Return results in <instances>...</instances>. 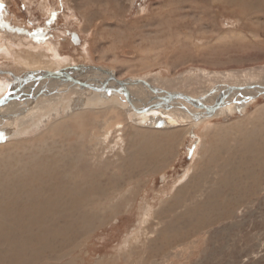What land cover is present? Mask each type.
Segmentation results:
<instances>
[{
  "label": "rangeland",
  "instance_id": "374dc122",
  "mask_svg": "<svg viewBox=\"0 0 264 264\" xmlns=\"http://www.w3.org/2000/svg\"><path fill=\"white\" fill-rule=\"evenodd\" d=\"M2 13L51 32L30 36L0 26V40H8L4 50L15 56L11 45L45 48L48 55L41 61L52 60L55 67L61 62L97 66L117 78L156 79L165 87L180 85L185 75L189 82L209 79L207 86L227 87L222 81L264 67V0H0ZM124 48L130 58L120 56ZM14 58L0 59V95L8 82L19 83L16 75L27 72L28 64L7 65ZM21 104L17 107L27 102ZM246 104L230 105L186 133L158 167L141 166L149 161L143 155L138 162L141 132L184 128L180 123L173 129L165 121L156 125L141 122L138 114L132 120L124 116L126 128L131 124V132H139L130 146L128 136L116 130L98 144L88 135L66 132L79 152L76 167L67 172L88 182L74 183L64 180L61 170L54 172L50 154L63 149L52 134L43 137L55 121L84 107H72L50 124L42 121L32 135L7 137L0 142V264H264V93ZM79 125V132L86 130ZM130 164L140 172L127 171ZM118 177L125 179L117 186ZM100 180L108 181L103 190L109 194L95 204L80 189L85 184L92 189L89 183ZM83 209L90 210L88 220L78 222Z\"/></svg>",
  "mask_w": 264,
  "mask_h": 264
},
{
  "label": "bare ground",
  "instance_id": "6f19581e",
  "mask_svg": "<svg viewBox=\"0 0 264 264\" xmlns=\"http://www.w3.org/2000/svg\"><path fill=\"white\" fill-rule=\"evenodd\" d=\"M5 9L6 11H8L7 8ZM0 26L9 27L8 29L14 30L13 31L14 33H28L30 36L33 35V36L45 37L51 33L49 28L46 26H43L40 29L34 30L31 24H27V23L22 24L21 22H17L15 21V18L8 16L6 13L0 16ZM71 34L74 37V41L78 43L80 39L79 36L77 34L74 35L73 32ZM7 41L0 40V44L2 45V42H7ZM11 46L13 49L14 48L16 49L17 55L10 56L8 52L4 50L5 46L2 45V47H0V59H3V58L6 59V56L10 58L12 57V59L14 57H19V59L14 58V60H12L14 64L10 62L7 65L12 66L14 68L16 65V69H20L21 66L24 67L25 64H28V66H25L27 69V72L23 73L21 76L16 75V77H14L18 79L19 83H13L15 82L14 80L12 82L13 83L12 85L9 82L8 84L6 83L7 85L5 87L7 88H5L1 92L2 95H0L1 97L0 98V142L5 141L7 137H9L10 139L13 138L17 140L18 138H21L25 135L26 136L32 135L33 133L32 131L35 130V128L42 121L47 125V123L50 124L53 118L57 117L58 115L62 116V114H64L68 110H69L68 112H70V110H72L73 112V109L75 107H78V106L84 107L85 109L76 108V109H81V110H79L78 112H74L72 114H70L71 113L70 112L69 113L70 115L68 116V118L66 117L64 120L60 122L55 121V123L57 124L53 125L52 128L50 127L51 129L49 128L51 132L47 134L44 133L45 135L43 136L46 138V140H48V138L52 134V136L55 138V141L57 142V146L60 143L61 144L60 149L61 148L63 149V152L54 151L50 154V156L52 155L50 157V160H51L50 162L52 164L50 165L57 166L56 170L53 169L54 172L57 171V169L61 170L63 175L61 176L62 174L61 173L60 176L64 180H68V181L71 180L74 183H78L79 181L88 182V180L87 178H82L77 175H74L73 172L68 173L69 168L76 167L73 165V163H74V160H77L79 158V155H77L79 152L75 150L74 146L71 144V141L70 142L68 141L69 135L75 134L76 136L79 135L82 138L83 136L88 135L89 141L98 144L100 143L99 141H97L98 139L102 140L103 138L106 137L108 133H113V130H116L115 132L124 133V135L128 136L127 139L131 141V142L129 141V143L131 144L129 143L127 144L130 146L132 145V142L135 141L136 138L139 139L138 137L139 132L138 131L136 133L131 132L133 131L132 129L133 127L131 126V124H127V128H128L127 130L125 120L123 119L124 116H127V118L129 117V120H132V116H137L138 114L142 120L141 122L143 121L148 122V123L155 122L156 125L162 123L163 121H165L166 123H172L173 124L172 127L180 123V125L184 126V128H181L178 130H169L170 127L167 126L165 128L166 132H160V131L150 132V133L141 132L142 141L140 145L138 146L136 145L137 148L135 150V152L137 153L136 157L138 158V162L141 159V155H143V160L147 159L149 161L146 160L147 163H143L141 166H147L148 168L150 164L152 163L153 165H155V167H158V165L163 164L164 162L163 160L165 158H169L170 156L173 155L174 153L173 149L176 145L175 142L181 140V138H183L186 133H191L192 129H195V127H197L202 122L209 119L210 117L213 118L215 116H219V114L228 110L227 108L229 107L231 108L230 105L238 104L239 108L245 107L246 105H248L246 104L247 101H252V99L257 98L258 95L264 93V67L255 68L254 70H251L250 72H247L244 74L240 73L241 75L238 73L239 78L238 79L236 78L235 81L233 80L222 81L223 82L222 86L228 85L227 87H217V84L212 85V86H207V81H209V79L208 80L206 79V81L204 82H199L198 80L192 79V82H189V78H190L189 75L184 76V81L183 80L179 81L180 85H175L173 87H165L164 83L159 82L156 79L152 81H148L147 79H144V78L141 79L138 77H129V76L117 78V76H115V74L109 69H102L97 66L78 67V66H73V65L71 66L72 62L67 63L66 65H63V63L61 62L59 63L60 65L57 64V66L55 67L53 65H56V64L55 62H52V60L45 61V62L41 61L42 57L46 58V56L48 55L45 48L44 49H39V48L20 49V48L14 47L13 45ZM122 50L123 51L120 52V56L130 58L129 53H131V51L125 48ZM120 71L123 74L124 70L121 69ZM50 74H52V76ZM227 74L229 77V73ZM214 87L220 89L219 90L220 92L217 93V91L215 92V90H212V88ZM108 97L113 98L110 100L111 104H110V101H108L105 104V107L100 108L97 106L98 103H101V102L105 103ZM20 101L23 104H24V101H26L27 107L25 104H24L25 105L24 107H17L21 104ZM79 124L82 125L83 129L84 127L87 126L86 130L85 131L81 130V132H79L78 128L81 127ZM145 125L147 124L145 123ZM174 128L175 127H173V129ZM145 129L147 130L148 128H145ZM157 130H161V129H157ZM148 131H151V130H148ZM66 132H72V133L68 135ZM57 135H59L60 138L57 137ZM62 140H64V142ZM78 140H79V137L77 141ZM108 140H110V138H108L105 142H103L104 143L103 145L108 144ZM19 142H22V141H19ZM118 145L119 143L117 144V146ZM75 146H77V144H75ZM16 147H13V148L15 149ZM18 147L21 148L20 146ZM123 149L121 153L125 154L126 151L123 153ZM52 150H50V152ZM145 150H148L151 152L143 153L145 152ZM133 151L134 150H132L131 153H134ZM127 153H130V152H127ZM127 153L125 155H127ZM44 156H49V155H44ZM37 157L39 156L37 155ZM40 158L42 159V157ZM128 158L129 160L131 159L130 157ZM135 162L138 163L137 160ZM42 165L44 164L42 163ZM136 165L131 166L130 164L131 168H129L127 171L133 170V171L140 172L139 166H136ZM196 166L198 167L197 163H196ZM54 167H51V168H54ZM145 170L147 171L146 168ZM132 172H130L131 176L134 175L132 174ZM46 174H48L47 171H46ZM54 177H56L55 174H54ZM123 179H125V177L117 178V183H116L117 186H118V183H120V181ZM12 181H13V178H12ZM43 182L44 180L42 181V183ZM57 182L59 184L58 180ZM107 182L108 181L101 182L100 180L98 183L96 182L89 183L92 185L93 191L90 187L88 188L87 184H85V188L83 190L80 189V193L86 197H89L90 195H92L91 199H93L94 203L96 204L95 201L102 198L104 194H109V192H105L103 190L104 184H106ZM16 183L15 185H17ZM51 183H53V181H51ZM20 187H23V186H20ZM75 192H77V189ZM75 195L77 196V194ZM98 197L99 199H97ZM42 200H46V199H42ZM101 200L102 199H100L99 201ZM53 202L55 201L53 200ZM87 202L89 201L87 200ZM182 202H183V199H182ZM53 205L51 202V206ZM87 208L89 209V207ZM35 209H38V208H35ZM42 209L43 208H41V212H42ZM88 211L83 209V211L81 210L77 212L78 222L79 221L83 222L84 220H88V215L86 213ZM96 215H98V213H95V216ZM41 216L43 215L41 214ZM74 222L77 224L76 220ZM81 227L84 228V225L79 226V228Z\"/></svg>",
  "mask_w": 264,
  "mask_h": 264
},
{
  "label": "water",
  "instance_id": "95a60500",
  "mask_svg": "<svg viewBox=\"0 0 264 264\" xmlns=\"http://www.w3.org/2000/svg\"><path fill=\"white\" fill-rule=\"evenodd\" d=\"M73 34L75 35V33L73 32Z\"/></svg>",
  "mask_w": 264,
  "mask_h": 264
}]
</instances>
